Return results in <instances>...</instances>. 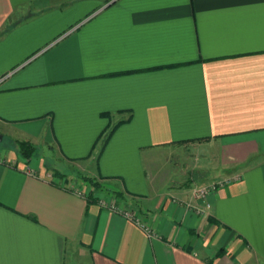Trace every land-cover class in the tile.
Here are the masks:
<instances>
[{
    "label": "crops",
    "instance_id": "obj_1",
    "mask_svg": "<svg viewBox=\"0 0 264 264\" xmlns=\"http://www.w3.org/2000/svg\"><path fill=\"white\" fill-rule=\"evenodd\" d=\"M0 137V264H264V0H0Z\"/></svg>",
    "mask_w": 264,
    "mask_h": 264
},
{
    "label": "rangeland",
    "instance_id": "obj_2",
    "mask_svg": "<svg viewBox=\"0 0 264 264\" xmlns=\"http://www.w3.org/2000/svg\"><path fill=\"white\" fill-rule=\"evenodd\" d=\"M0 144H2L1 141H0ZM186 145L190 149L191 145H195V144L188 143ZM178 150H179L178 146L175 149L170 148V149L158 150V152L156 153V155H157L156 166L159 167V169L163 168V166L167 167L169 169H166V170L172 172L173 174H176V172L179 170V167L183 168L184 171L188 170V172H191L192 168H193L192 166L194 165V164H192L191 161H193V162L196 161L193 159L194 154H192V157H190L189 155H187L188 154L187 152L185 154H180V152ZM183 151H185V150H183ZM187 151H190V153H191L192 150H187ZM44 157H45V159H47V163H49L51 165H55L57 167H60V169H64V171H68L70 169L73 170V166H70L69 164H67L65 162L58 161L56 156L54 154H52L51 152H49V154L48 153L45 154ZM186 162L189 163L188 164L189 169H186V167H187L185 165ZM149 167L151 169L153 168L152 162H150V161H149ZM74 170H76V169H74ZM65 180H68L67 177Z\"/></svg>",
    "mask_w": 264,
    "mask_h": 264
},
{
    "label": "trees",
    "instance_id": "obj_3",
    "mask_svg": "<svg viewBox=\"0 0 264 264\" xmlns=\"http://www.w3.org/2000/svg\"><path fill=\"white\" fill-rule=\"evenodd\" d=\"M112 130V129H111ZM110 130V131H111ZM19 144V151L23 154V155H27V156H31L32 153L34 152L36 146H34L33 144L29 143V142H26V141H19L18 142ZM59 171V170H58ZM58 175L60 176H64V173H60L58 172ZM84 178L85 179H89L90 181L92 180L93 184L95 186L99 185V182L98 181H93L94 179L90 176H87V175H84Z\"/></svg>",
    "mask_w": 264,
    "mask_h": 264
},
{
    "label": "built area",
    "instance_id": "obj_4",
    "mask_svg": "<svg viewBox=\"0 0 264 264\" xmlns=\"http://www.w3.org/2000/svg\"><path fill=\"white\" fill-rule=\"evenodd\" d=\"M215 186V184H213L212 185V187H214ZM209 190H210V187H204V188H199V189H197L196 191H195V195L197 196V197H201V198H206V196H207V194H208V192H209ZM112 206V205H111ZM114 207V206H113ZM200 211H203L202 209H199V212ZM126 214L128 215V216H130V215H132L130 212H126ZM147 230H148V232L150 233V230H149V228L148 227H145Z\"/></svg>",
    "mask_w": 264,
    "mask_h": 264
},
{
    "label": "water",
    "instance_id": "obj_5",
    "mask_svg": "<svg viewBox=\"0 0 264 264\" xmlns=\"http://www.w3.org/2000/svg\"><path fill=\"white\" fill-rule=\"evenodd\" d=\"M0 139H1V137H0Z\"/></svg>",
    "mask_w": 264,
    "mask_h": 264
}]
</instances>
